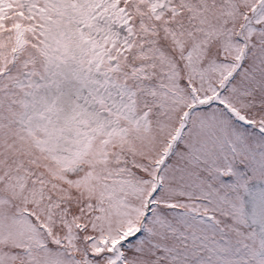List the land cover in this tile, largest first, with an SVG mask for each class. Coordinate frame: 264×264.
Returning <instances> with one entry per match:
<instances>
[{"label":"rangeland","instance_id":"rangeland-1","mask_svg":"<svg viewBox=\"0 0 264 264\" xmlns=\"http://www.w3.org/2000/svg\"><path fill=\"white\" fill-rule=\"evenodd\" d=\"M121 249L264 264V0H0V264Z\"/></svg>","mask_w":264,"mask_h":264}]
</instances>
